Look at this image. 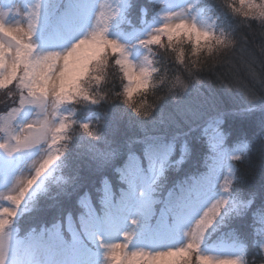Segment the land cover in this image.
<instances>
[{"label":"trees","instance_id":"obj_1","mask_svg":"<svg viewBox=\"0 0 264 264\" xmlns=\"http://www.w3.org/2000/svg\"><path fill=\"white\" fill-rule=\"evenodd\" d=\"M67 1L60 0L57 5L56 1H49L51 19ZM207 2H210L208 14L216 19L215 29H235L238 39L241 35L248 38L245 48L209 62L200 73L202 84L193 83L178 101L165 100L148 120H140L118 101L98 105L86 101L68 104L65 107L67 116L75 122L68 132L71 138L66 141V151L58 160L53 176L12 221L17 238L29 236L30 240L35 235L49 234L47 239L57 244L58 233L64 232L67 219L79 224L78 220L86 212L82 204L84 198H89L92 206L100 209L105 184L110 186L114 199L120 196L124 186L121 174L128 161L143 157L145 152L159 146L169 151L168 158L147 197L139 199L143 218L137 231L141 240L137 242L144 241L148 229L152 230L158 221L159 212L167 209L172 213L196 187L195 180L200 181L197 176L205 174L216 161V152L206 135V129L216 125L221 132L223 148L237 152L241 159L231 163L227 192L232 203L222 210L208 230L207 242L215 244L224 239L242 244L243 264L253 258L260 259L262 236L259 229L264 220V57L257 47L258 31L250 34L248 29L237 27V18L215 0ZM127 3L123 24L127 30L143 27L144 22L153 19L160 10L157 0H127ZM188 45L185 41L180 50L188 52ZM150 59L155 61L152 52ZM156 59L165 62L162 54ZM113 85L116 91L120 90L116 81L106 87ZM96 87L98 85L93 82L89 88L91 94ZM244 95L257 99L250 101ZM6 110L0 108V114ZM88 120L96 136H89L80 129L79 125ZM160 185H163L162 192L155 194L154 189ZM165 202H169L171 208L165 206ZM67 234L64 232L63 236L68 237ZM89 249L94 252L96 247L84 252L77 247L71 248L70 256L73 260L82 254L89 256Z\"/></svg>","mask_w":264,"mask_h":264},{"label":"rangeland","instance_id":"obj_2","mask_svg":"<svg viewBox=\"0 0 264 264\" xmlns=\"http://www.w3.org/2000/svg\"><path fill=\"white\" fill-rule=\"evenodd\" d=\"M49 1H56L57 5L60 0H0V13L6 14L3 16L4 22L15 25L19 21L23 23L24 27H27L28 13L39 5V21L32 37V43L37 54L64 52L74 42L94 29L96 18L100 17L101 12L104 13L105 17L114 14L109 23L106 37L117 41L124 47L129 60L137 67L144 66L145 57L150 59L151 53L142 45L141 41L148 39L150 34L163 25L165 16L183 11L185 16L190 21L195 22L199 28L207 30L208 26L212 25L215 29L217 25L216 19L213 20V16L208 14L210 2L206 3V0H157L160 3V10L157 15L153 19L144 22L143 27L132 30H127L123 25L126 21L127 0H70V3L67 2L58 15H55L52 19L48 9ZM101 4L102 7L100 8ZM9 87H12V85ZM67 105H63L59 109L60 116H67V110L65 109ZM48 110L50 114L53 112L51 106ZM6 114L7 112L0 114V116ZM37 118L38 109L26 106L19 114L16 125L19 126ZM85 123L90 124V120ZM206 132L210 145L213 151L216 152V161L208 167L205 174L197 176L200 181L195 180L196 187L192 189L193 191H189L187 198L179 202L172 213L168 212L167 209L159 212L157 215L158 221H155L152 230L148 229L144 241L137 242L141 240L137 235V231L143 218L142 203L140 205L139 199L147 197V192L152 184L161 175L165 164L164 160L168 158L169 151L155 146L152 150L145 152L143 157H133L129 160L121 174V181L124 182V186L120 196L114 199V194L112 195L110 186L107 185L111 192V201L107 206L105 204V187L102 191L103 197L100 199V209H96L94 205L92 206L89 198L82 200H86L91 205L98 217H104L106 212L110 213L108 226L104 229L95 230L103 238L105 244L120 240L124 232H131L133 233V239L129 245L130 251L142 250L155 253L181 247L188 240L186 233L191 231L203 211L211 203L218 199H225L227 204L224 208L232 203L230 194L223 190V185L225 179L229 183L232 174V157L238 156V153H231L223 148L221 132L216 125L209 126ZM0 134V142H3L4 136L2 133ZM45 148V145H40L32 150L22 151L11 156L0 149V208L11 207V204L4 197L17 190L18 179L29 178L34 174L35 167L45 155ZM57 167L58 161L38 179L37 183L27 193L16 217L21 214L26 204L36 198L44 188L46 181L53 176ZM169 197L170 195H168ZM164 204L171 208L169 202ZM82 217L88 219L87 211L78 220V225L67 219L65 230H63L66 234L68 233V237L63 236V231H60L58 236H62L68 244H72L74 237L77 238L75 247H77V250L80 249L78 250L80 252H84L87 248L93 246L96 247L94 252L91 249L87 251L89 256L82 254L73 260L70 256L71 248L61 249L57 244L51 243L47 239L50 237L49 234L35 235L30 240H28L29 236L17 238L15 236L16 228L12 222L7 229L10 241L8 264H108L105 259L106 248L101 247L96 238L91 240L85 238V233L81 230ZM133 220L136 221L135 225L132 224ZM259 231L261 236H264V220ZM207 232L200 244L202 255L211 256L215 259H238L240 264L244 263L245 250L242 244L236 241H224V239L215 244H209L207 242L209 238ZM34 239H39L40 244L47 251L34 253L30 247ZM86 244H88V247ZM262 245H264V239L261 240V247Z\"/></svg>","mask_w":264,"mask_h":264},{"label":"snow or ice","instance_id":"obj_3","mask_svg":"<svg viewBox=\"0 0 264 264\" xmlns=\"http://www.w3.org/2000/svg\"><path fill=\"white\" fill-rule=\"evenodd\" d=\"M242 9H247L244 12L246 16H264V4L260 0L259 2L243 0ZM39 15V5H37L28 13L27 27H24L19 24H6L3 19L4 13H0V43L3 44V48H0L2 53L0 75L9 84L15 80L23 81L28 93L19 107L0 116V133L4 136L3 142H0V149L11 156L40 145L46 146L45 155L35 167L34 174L29 178L18 179L17 190L4 197L11 207L0 211V217H2L0 218V258L4 256V237H9L7 229L16 217L27 193L66 151V141L71 138L68 132L75 122L69 116H60L59 109L63 105L80 99L96 103L95 96L89 91V83L92 80H95L97 84L103 83V77L97 73L102 68L106 69L112 60L128 82L123 96L124 102L130 107L133 104L134 95L141 90H147L153 75L152 60L145 57L144 66L137 67L129 60L124 47L106 37L114 14L105 17L103 12L100 13L99 18H96L94 29L74 42L65 52L37 55L32 37ZM163 19L165 21L163 25L150 34L148 39L141 41L145 48H151L153 45L162 46L165 43L172 48L183 39H187L193 45V53L199 55L202 51V41L216 39L195 24L174 22L171 15ZM221 42L217 39V43ZM208 50L211 52V47ZM180 57L182 59L183 51L180 52ZM28 81H32L31 86ZM256 99L257 97H249L250 101ZM49 101L53 108L51 114L48 110ZM26 106L38 109V118L17 126V118ZM137 111L139 112V109ZM79 127L87 135L96 136L90 124L82 123ZM240 158L232 157L233 160ZM223 190L225 192L229 190L227 179H225ZM104 194L107 206L111 201V192L107 184H105ZM82 204L87 211L88 219L81 218V230L84 231L87 240L96 238L100 246L106 248L105 259L108 264H240L238 259H215L200 253V244L205 233L215 223L227 204L225 199L214 201L203 211L191 231L186 233L188 240L183 246L155 253L142 250L130 251L129 245L133 239L131 232H124L120 240L105 244L95 230L108 226L110 213L106 212L104 217H98L86 200L82 201ZM132 224L135 225L136 221L133 220ZM56 243L61 249H68L77 245V238L74 237L72 244H68L62 236H58ZM9 247L10 245L8 252ZM30 247L34 253L47 251L40 244L39 239H34Z\"/></svg>","mask_w":264,"mask_h":264},{"label":"clouds","instance_id":"obj_4","mask_svg":"<svg viewBox=\"0 0 264 264\" xmlns=\"http://www.w3.org/2000/svg\"><path fill=\"white\" fill-rule=\"evenodd\" d=\"M260 2L264 4V0H260ZM215 3L219 4L222 9L229 12L231 15H233V17L238 19L239 24L237 27L248 29L250 34L254 31H258L259 42L257 47L261 57H264V16H246L244 12L247 11V9H242L243 0H238V4L237 0H215ZM101 7L102 4L100 5V8ZM171 16L173 17L174 22L179 21L181 23H192L197 26L195 22L190 21L185 16L183 11L176 12ZM16 24L24 26L23 23H20L19 21ZM205 31L213 35L216 39L202 41V51L199 55H195L193 53V45L189 43L188 52L183 51V57L181 59L180 49L184 42L188 41L187 39H183L180 43L174 45L172 48H169L167 43L162 46L153 45L151 48H146L149 52H152L155 57V61L151 65L153 69V75L147 90H141L137 94L131 107L124 102L123 96L124 89L128 82L124 79L123 74L116 66L115 61L112 60L106 67L107 72L105 68H102L97 73V75L103 77V83L97 84L95 80L90 81L89 88H92L93 82L98 85V87L93 89V95L96 98V103L90 104L98 105L101 102L113 103L118 101L140 120H148L165 100L172 99L173 101H178L189 92L193 83L196 85L202 84L204 81L201 78L200 73L205 69L209 62H215L218 57H225L235 54L238 51L243 50L248 44L247 37L241 35L238 39L234 35L235 29L226 31L223 28L213 29L212 25H209ZM217 39L222 42L217 43ZM209 47H211V52L208 50ZM0 48H3L2 43H0ZM158 54H162L163 60L165 61L164 63H160L156 59ZM0 55H2V53H0ZM168 65H171V67H168ZM113 81L119 83V91L115 90V85H113L111 88L106 87L107 84H112ZM28 84L31 86L32 81H28ZM10 85H12V87H9ZM0 90H4L2 93H0V108H6L7 113L16 107H19L21 101L28 94L27 89L24 87L23 81L15 80L9 84L2 75H0ZM246 98L249 100L248 97ZM76 102L82 103L85 102V100L80 99ZM50 106L52 107L51 101L48 103V108ZM137 109H139V112ZM141 109H143V112ZM144 112H147L148 114L144 115ZM238 160L233 161L235 162ZM162 189L163 185H160L154 189V193L159 194L162 192ZM3 208H0V211H2ZM14 219L15 218H13V220ZM3 242L5 246L4 256L3 258H0V264H8L7 257L8 246L10 243L9 237L5 236ZM247 264H264V246L261 247L260 259L257 260L256 258H253L251 261L247 262Z\"/></svg>","mask_w":264,"mask_h":264}]
</instances>
